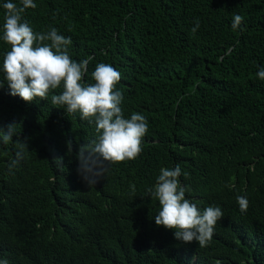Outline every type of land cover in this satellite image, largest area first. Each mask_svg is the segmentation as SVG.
Wrapping results in <instances>:
<instances>
[{
	"label": "trees",
	"instance_id": "obj_1",
	"mask_svg": "<svg viewBox=\"0 0 264 264\" xmlns=\"http://www.w3.org/2000/svg\"><path fill=\"white\" fill-rule=\"evenodd\" d=\"M6 2L0 129L16 126L12 141L0 136V261L264 264V80L256 75L264 67V0H34L22 22L70 37L73 60L92 57L82 83H94L97 64L113 66L124 117L139 113L148 122L140 155L111 164L91 187L77 154L95 139V124L51 103L62 87L31 103L9 94ZM234 14L243 17L236 30ZM18 136L27 138L28 152L9 172ZM177 164L186 198L223 212L205 247L155 224L159 203L147 188L162 167ZM237 196L247 198L245 212Z\"/></svg>",
	"mask_w": 264,
	"mask_h": 264
},
{
	"label": "clouds",
	"instance_id": "obj_2",
	"mask_svg": "<svg viewBox=\"0 0 264 264\" xmlns=\"http://www.w3.org/2000/svg\"><path fill=\"white\" fill-rule=\"evenodd\" d=\"M20 5L11 2L3 4L4 24L2 40L10 46L3 57L4 80L13 97H20L31 103L36 98L47 99L50 92L62 87L60 94L51 96L53 105L63 106L67 114L80 113V118L95 124V139L86 140L80 146L77 159L78 169L89 187L105 177L111 164L132 160L142 152V138L148 132V122L144 115L131 114L125 118L121 108L123 94L116 90L121 73L110 64L99 63L92 72L94 83H82L87 66L92 60H73L68 53L72 43L70 37L58 34L53 27L47 32L36 33L27 21L22 22L26 9H35L34 0H20ZM243 17L234 14L231 27H240ZM193 34L199 29V20L194 22ZM50 42V43H48ZM257 77L264 80V67H260ZM0 83V88L4 87ZM10 124L7 131L0 129L2 142L13 140L14 128ZM17 151L9 162L8 171L25 158L28 152L27 138L19 136L14 141ZM71 152L72 141L67 142ZM88 153V157H85ZM61 164V160H57ZM182 170L179 164L174 168H161L155 185L147 188L148 194L159 203V211L154 216L157 227L174 230V238L185 244L197 242L205 247L212 239L217 222L223 217L219 206H207L201 210L196 203L186 198L189 188L182 185L179 177ZM187 177V173H183ZM241 212L248 207L245 196H237ZM7 264V260L0 261Z\"/></svg>",
	"mask_w": 264,
	"mask_h": 264
}]
</instances>
